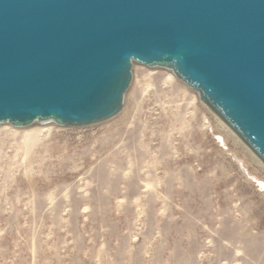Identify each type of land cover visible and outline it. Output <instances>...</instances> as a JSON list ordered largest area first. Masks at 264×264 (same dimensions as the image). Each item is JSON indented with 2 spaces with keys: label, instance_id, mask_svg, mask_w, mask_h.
I'll list each match as a JSON object with an SVG mask.
<instances>
[{
  "label": "rangeland",
  "instance_id": "374dc122",
  "mask_svg": "<svg viewBox=\"0 0 264 264\" xmlns=\"http://www.w3.org/2000/svg\"><path fill=\"white\" fill-rule=\"evenodd\" d=\"M132 72L107 120L0 124V264H264V164L171 70Z\"/></svg>",
  "mask_w": 264,
  "mask_h": 264
},
{
  "label": "water",
  "instance_id": "95a60500",
  "mask_svg": "<svg viewBox=\"0 0 264 264\" xmlns=\"http://www.w3.org/2000/svg\"><path fill=\"white\" fill-rule=\"evenodd\" d=\"M134 62L171 70L264 164V0H0V124L107 120Z\"/></svg>",
  "mask_w": 264,
  "mask_h": 264
},
{
  "label": "bare ground",
  "instance_id": "6f19581e",
  "mask_svg": "<svg viewBox=\"0 0 264 264\" xmlns=\"http://www.w3.org/2000/svg\"><path fill=\"white\" fill-rule=\"evenodd\" d=\"M4 127V126H3ZM220 139H222L221 137H219ZM262 185H264V183L260 182Z\"/></svg>",
  "mask_w": 264,
  "mask_h": 264
}]
</instances>
